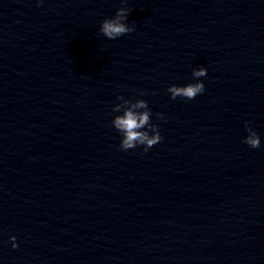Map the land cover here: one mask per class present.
I'll return each mask as SVG.
<instances>
[{"label": "water", "instance_id": "obj_1", "mask_svg": "<svg viewBox=\"0 0 264 264\" xmlns=\"http://www.w3.org/2000/svg\"><path fill=\"white\" fill-rule=\"evenodd\" d=\"M120 95L147 152L120 148ZM0 264H264V0H0Z\"/></svg>", "mask_w": 264, "mask_h": 264}, {"label": "clouds", "instance_id": "obj_2", "mask_svg": "<svg viewBox=\"0 0 264 264\" xmlns=\"http://www.w3.org/2000/svg\"><path fill=\"white\" fill-rule=\"evenodd\" d=\"M38 4L42 5L43 0H37ZM123 3V0H122ZM130 11L126 7H120L115 17L106 18L101 22L100 32L108 39L115 40L127 33L133 32L134 27L129 26L125 21L128 19ZM206 67H199L198 70L193 71L194 78L205 77L207 75ZM167 91L171 94V98L175 100L177 97H183L187 100L194 99L197 95L204 93L205 84L203 81L197 79L194 83H189L186 86H170ZM139 95L143 96L145 93L141 92ZM118 100L122 103L116 104L112 111L115 113H122L116 115L112 120V126L120 133L122 139L120 148L124 151L134 149L137 146L143 145L144 151L147 152L151 147L162 141L163 137L160 134L159 126L151 122L153 115L149 108L148 102L144 99H126L123 95L118 96ZM158 119H164L162 113H156ZM248 136L244 143L251 148L260 147V136L250 126L247 125ZM12 247L17 248L18 244L15 242L16 237H11Z\"/></svg>", "mask_w": 264, "mask_h": 264}]
</instances>
